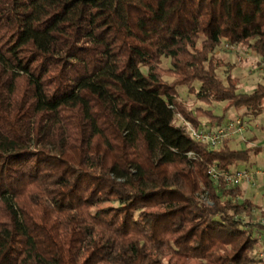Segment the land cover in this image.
Returning <instances> with one entry per match:
<instances>
[{"label":"trees","instance_id":"obj_1","mask_svg":"<svg viewBox=\"0 0 264 264\" xmlns=\"http://www.w3.org/2000/svg\"><path fill=\"white\" fill-rule=\"evenodd\" d=\"M222 42L264 63V0H0V264H264L257 206L207 175L259 149L174 123L264 112Z\"/></svg>","mask_w":264,"mask_h":264},{"label":"rangeland","instance_id":"obj_2","mask_svg":"<svg viewBox=\"0 0 264 264\" xmlns=\"http://www.w3.org/2000/svg\"><path fill=\"white\" fill-rule=\"evenodd\" d=\"M224 45L225 43L222 42L214 51V58L221 64V67L217 70L216 74L222 82H224L225 77L229 75L236 80L237 91L240 93H250L257 82L264 84L262 81V75L259 71L261 63L258 62L253 53L239 47L231 46L232 49H225ZM163 65L165 66L166 63ZM177 101L190 111H193L195 107L204 108L202 104L198 103L192 96L187 94L184 87L177 88ZM224 106L225 103H213L210 107H208V109H210L214 115L221 116ZM242 113V109H229L225 113L222 123L235 119V117H239ZM241 119L245 122V132L243 136L247 138L248 134H253V136H250V138L248 140L246 139L245 142L253 143L254 146H258L259 151L255 154L251 153L248 162L237 164V168L264 170V112L256 117H249L248 119L246 117H242ZM174 123L177 126L180 125V119L177 116L174 117ZM248 130L252 134L248 133ZM232 141L229 146L231 148H235V140ZM241 143L244 142L242 141ZM239 146V149H243L244 147L243 145ZM258 186L242 193L243 197L251 199V201L257 206V209L254 211L253 218L251 219L253 222H259L261 219H264V195H257V192L255 193ZM259 252L260 251H257L258 254H261L264 257V252Z\"/></svg>","mask_w":264,"mask_h":264},{"label":"built area","instance_id":"obj_3","mask_svg":"<svg viewBox=\"0 0 264 264\" xmlns=\"http://www.w3.org/2000/svg\"><path fill=\"white\" fill-rule=\"evenodd\" d=\"M225 49H232L231 46L225 44ZM262 81L264 82V63L259 66ZM180 119L185 134L194 142L205 144L208 148L214 149L220 146L223 141L236 140L244 141L243 134L245 132V122L240 117L229 120L225 123L215 126H204L200 129H194L190 123ZM207 175L214 184H219L222 181L227 186L239 188H254L259 182L264 183V170L251 168L235 169L229 171H219L214 166L207 170ZM261 226H264V219L259 221ZM256 239L264 245V238L257 236Z\"/></svg>","mask_w":264,"mask_h":264},{"label":"crops","instance_id":"obj_4","mask_svg":"<svg viewBox=\"0 0 264 264\" xmlns=\"http://www.w3.org/2000/svg\"><path fill=\"white\" fill-rule=\"evenodd\" d=\"M248 133H251L249 130H248ZM252 134V133H251ZM250 136L252 137L253 136V134L252 135H249L248 134V137L247 138H245V136H243L245 139H244V143H241V142H238V141H234L235 142V149H239V145H243L244 147L243 148H251V147H257L258 149H259V147L258 146H254L253 145V143H246L245 141H246V139L248 140L249 138H250ZM232 141V140H231ZM231 141H227V145L229 146V144L231 143ZM233 142V141H232ZM230 147V146H229ZM242 149V148H241ZM259 151V150H258ZM235 169H239V168H237V165L235 166ZM258 186V185H257ZM250 188H241V190L243 191V193L244 192H247L248 190H249ZM257 192V195L259 194V195H264V183H259V186H258V189L257 190H255V193Z\"/></svg>","mask_w":264,"mask_h":264}]
</instances>
